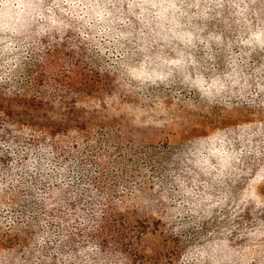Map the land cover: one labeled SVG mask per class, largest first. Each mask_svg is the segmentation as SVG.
<instances>
[{
	"label": "trees",
	"instance_id": "1",
	"mask_svg": "<svg viewBox=\"0 0 264 264\" xmlns=\"http://www.w3.org/2000/svg\"><path fill=\"white\" fill-rule=\"evenodd\" d=\"M254 7L264 8V4ZM41 23L46 22L33 23L12 37L16 51L0 50V204L10 206L16 220L11 232L0 229V248L15 246L24 260L42 264L46 259L33 260L35 249L41 248L36 237L56 230L60 253L67 256L92 248L88 255L96 264H195L181 257L194 244L212 246L214 241L188 237L182 232L185 222L169 232L161 218L143 216L130 202L144 189L157 192L160 198L165 191L175 196L176 177L187 175L186 162L200 145L196 137L208 131L223 129L221 134L236 148L247 147L249 137L258 133L252 147L259 143L264 150V93L253 97L245 90L247 99L238 93L225 102L219 98L210 102L183 82L179 70L163 82L125 81L121 76L124 60L141 59V51L124 58L102 53L81 37L75 21H70V28L53 27L44 33L39 31ZM149 51L155 58L160 47L153 45ZM163 51L175 55L171 48ZM260 53L249 66H241L246 73L264 78V68L255 71L264 65V50ZM215 55L216 70L230 71V57ZM12 57H17L15 67L6 63ZM210 62L205 65L209 73ZM170 85L181 87L174 98L188 99V112H195L183 130L181 144L161 147L137 142L124 118L144 110L151 95L165 92ZM115 108L119 113L112 117ZM242 187L243 183L231 186L228 199L234 248L228 253L224 243L216 255L223 257L221 264H264V208L256 209L254 204L237 208L233 199L239 200ZM227 190L214 186L215 195ZM80 216L88 220L83 228L67 225L72 217H77L78 224ZM188 216L190 221L197 219ZM62 235L67 236L63 241ZM207 236L211 239L213 234ZM56 243L46 238L44 257L51 255L56 264L83 260L80 256L63 260L53 252Z\"/></svg>",
	"mask_w": 264,
	"mask_h": 264
},
{
	"label": "clouds",
	"instance_id": "2",
	"mask_svg": "<svg viewBox=\"0 0 264 264\" xmlns=\"http://www.w3.org/2000/svg\"><path fill=\"white\" fill-rule=\"evenodd\" d=\"M258 3L264 4V0H51L47 4L45 0H0V32L10 34L0 37V43L4 45L3 51H16V41L12 37L20 35L29 25L45 21L39 24V31L44 33L53 27L60 30L70 28L73 26L70 21H75L81 37L102 53L110 52L121 58L128 57L129 53L135 55V50L146 53L139 64L123 63L122 67L131 80L141 83L167 81L179 70L183 82L210 102L217 98L225 102L238 93L247 99L245 90H250L247 95L253 97L264 93V78L253 80L241 66L249 64L245 57L250 58L257 49L264 50V8L254 7ZM225 5L230 9L229 17L234 18L233 23L239 29L235 39H226L222 32L204 35L207 26H200L195 21L222 17ZM198 44L206 50L204 63L191 51ZM213 44L226 46L232 53L228 64L230 71L216 70ZM153 45L160 47L155 58L147 54ZM234 45L239 48L238 52H232ZM165 48H171L175 55L165 54ZM16 59L12 57L6 63L15 67L13 60ZM209 61L213 62L210 73L205 67ZM261 68L264 65L255 71L260 72ZM250 80L253 82L249 83ZM222 132L223 129L217 128L197 136L200 145L194 146L192 158L186 162L184 171L187 175L176 177L179 188L175 196L170 197L167 191L160 194L173 219L182 220L191 214L197 219L191 220L189 226H199L205 216H213V209L222 208L227 203L231 186L237 183H243L238 193L239 200L233 199L237 208L241 204L264 208V192L261 191L264 187V150L259 143L252 147V138L258 133L249 137L247 147L236 148L235 143ZM215 185L228 190L215 195ZM173 204L175 206L171 207ZM202 207L204 216L201 215ZM11 211L10 206L0 204V229L8 232L16 223ZM86 224L88 220L83 216L79 217L78 224L77 217L67 221L69 227L77 225L83 228ZM55 236L56 230H53L36 237L41 248L35 249L34 261L37 257L51 261V255L43 256L42 248L46 238L48 243H56ZM66 238L62 235L60 240ZM59 246L56 243L53 252L63 260H75L80 256L83 260L78 264H96L88 255L92 248L65 256L59 252ZM220 250L219 245L209 251L208 245L197 243L181 259L195 261V264H208L209 261L221 264L223 257L216 255ZM25 251L29 252V249ZM21 255L17 254L15 246L0 248V264H32L27 259L21 260Z\"/></svg>",
	"mask_w": 264,
	"mask_h": 264
},
{
	"label": "rangeland",
	"instance_id": "3",
	"mask_svg": "<svg viewBox=\"0 0 264 264\" xmlns=\"http://www.w3.org/2000/svg\"><path fill=\"white\" fill-rule=\"evenodd\" d=\"M229 11L230 9L227 5H225L222 17H215L208 20H197L195 23L199 24L200 26H207L204 35H207L209 32H222L226 39L234 40L239 29L238 26L233 23L234 18L229 17ZM212 16L214 17L215 14L213 13ZM5 35L10 34L0 32V37ZM212 47L215 54H227L229 57H231L232 53L227 49L226 46H218L213 44ZM3 48V43H0V50L3 51ZM191 51L197 56V58L201 59V63H204L203 53L206 52V50L202 44H198L197 48L191 49ZM238 51L239 48L234 45L232 52ZM145 54L146 53L144 52H142V54H138V56L141 57L139 60H131V57H128V60L124 61L128 63L139 64L143 60ZM260 54V49H257L251 54L250 58L245 57V59H249L250 63V61H253L254 58L260 56ZM117 60L118 58H115L114 61L116 62ZM249 65L250 64H248V66ZM208 66L212 67L213 62H210ZM121 74L122 79L125 81H138L131 80L125 69ZM252 77L253 80H255L257 77L262 78V75L255 74ZM148 83L152 84L150 81ZM170 86L171 87L166 89L165 92H159L154 96L151 95L152 98L148 105L143 108L144 110H139L137 114L131 117V119L124 118L123 123L125 127L131 132L137 142L145 145H155L161 147H173L181 144L183 130L186 127L188 120L195 116V112H188V108L186 107V102L188 99L178 101L176 98H174L175 95L181 90V87H172V85ZM188 91V89L185 90V93ZM113 112L114 115L112 117L118 115L119 109L115 108ZM224 190H227V188L224 187ZM160 200L162 199L159 197L157 192L144 189L135 197H133L130 205L131 208H137L143 216H150L153 219L161 218V220L166 223V229L169 230V232H176V225H178L180 222H185L187 226L182 227V232H184V234L188 237L203 236L204 243H210L214 241L212 246L209 245V251H211L212 248L216 247L217 245H219L220 249H222V244L224 243L226 246L225 249L228 250V253L232 251L234 248L233 244L235 232L232 225L234 222L231 201H227V203L223 205L222 208L218 207L213 209V216H205V218L199 222V226L197 224H191V226H189L188 223H191L189 220L190 216L186 215V221L183 219H173V214L168 211L169 206L166 205L164 201L161 202ZM202 216H204V213ZM210 232L213 234V237L208 239L207 235L210 234ZM153 244L156 245L157 242L154 240ZM21 260H24V258L21 257ZM42 264H56V261L49 262L46 260Z\"/></svg>",
	"mask_w": 264,
	"mask_h": 264
}]
</instances>
